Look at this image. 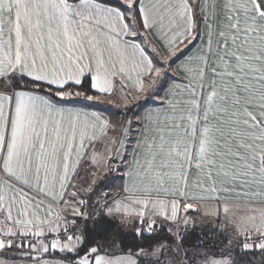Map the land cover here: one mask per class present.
Listing matches in <instances>:
<instances>
[{
    "label": "snow or ice",
    "instance_id": "obj_1",
    "mask_svg": "<svg viewBox=\"0 0 264 264\" xmlns=\"http://www.w3.org/2000/svg\"><path fill=\"white\" fill-rule=\"evenodd\" d=\"M257 253L264 0H0V264Z\"/></svg>",
    "mask_w": 264,
    "mask_h": 264
},
{
    "label": "trees",
    "instance_id": "obj_2",
    "mask_svg": "<svg viewBox=\"0 0 264 264\" xmlns=\"http://www.w3.org/2000/svg\"><path fill=\"white\" fill-rule=\"evenodd\" d=\"M117 166L122 167V164H117ZM126 231L131 233V229H127ZM127 239L129 243H135L131 235H129ZM223 239L224 237L220 234V232L216 231L215 228L197 226L195 230L190 232L188 240L186 242L188 244H195L203 241L208 245L213 246L222 242ZM252 260L255 262V264H264V257H262L259 253L253 255Z\"/></svg>",
    "mask_w": 264,
    "mask_h": 264
},
{
    "label": "rangeland",
    "instance_id": "obj_3",
    "mask_svg": "<svg viewBox=\"0 0 264 264\" xmlns=\"http://www.w3.org/2000/svg\"><path fill=\"white\" fill-rule=\"evenodd\" d=\"M117 182H119V180H117ZM116 187V186H115ZM113 191H117L116 188H113ZM241 210L240 208H237L236 211ZM218 223V219H212V220H205L203 217L200 218V222L198 223L197 226H205V227H211V228H215V224ZM228 231H231V229H228Z\"/></svg>",
    "mask_w": 264,
    "mask_h": 264
},
{
    "label": "crops",
    "instance_id": "obj_4",
    "mask_svg": "<svg viewBox=\"0 0 264 264\" xmlns=\"http://www.w3.org/2000/svg\"><path fill=\"white\" fill-rule=\"evenodd\" d=\"M105 115H110L109 113H104ZM111 118H113V119H116V117H111ZM129 163V161L128 160H125L124 161V163L122 164V166L123 165H126V164H128ZM120 184H121V181L119 180V182H117L116 181V189H117V191L119 190V186H120ZM239 211H241V210H239ZM238 211V212H239ZM205 220H207V221H209V220H212L213 218H211V217H203Z\"/></svg>",
    "mask_w": 264,
    "mask_h": 264
},
{
    "label": "water",
    "instance_id": "obj_5",
    "mask_svg": "<svg viewBox=\"0 0 264 264\" xmlns=\"http://www.w3.org/2000/svg\"><path fill=\"white\" fill-rule=\"evenodd\" d=\"M124 161H125V160H122V161L118 162V164H123V163H124Z\"/></svg>",
    "mask_w": 264,
    "mask_h": 264
}]
</instances>
